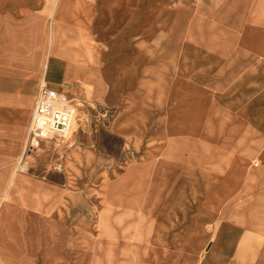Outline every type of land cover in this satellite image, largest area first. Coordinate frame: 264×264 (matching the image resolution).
Segmentation results:
<instances>
[{
    "label": "crops",
    "instance_id": "obj_1",
    "mask_svg": "<svg viewBox=\"0 0 264 264\" xmlns=\"http://www.w3.org/2000/svg\"><path fill=\"white\" fill-rule=\"evenodd\" d=\"M150 3L0 0V264H26L30 218L54 215L47 183L16 170L43 82L82 100L113 90L116 135L168 140L160 198L126 211L146 220L148 263L264 264V0H226L205 30L181 8L161 39L140 17Z\"/></svg>",
    "mask_w": 264,
    "mask_h": 264
},
{
    "label": "rangeland",
    "instance_id": "obj_2",
    "mask_svg": "<svg viewBox=\"0 0 264 264\" xmlns=\"http://www.w3.org/2000/svg\"><path fill=\"white\" fill-rule=\"evenodd\" d=\"M151 1L148 9L140 10V17L152 19L155 38L161 39L165 22L177 18L181 8L196 7L205 30L226 0ZM205 63H210V57L204 54ZM111 93L113 90H85L86 100L77 99L86 111L77 116L79 123L69 140L60 146V142L38 145L28 157L26 173L51 189V198L42 201V210L52 209L54 215L52 219L47 214L30 218L35 229L29 233L32 255L26 264H153L148 263L152 257L144 249L146 220L135 229V219L126 211L133 198L143 204L147 193L160 198L157 194L166 187L163 178L169 176L171 146L164 137L147 135L127 141L116 135ZM76 148L84 153L85 163L69 171L66 160ZM60 199L67 200L68 206L60 207ZM72 199H79L88 211H81Z\"/></svg>",
    "mask_w": 264,
    "mask_h": 264
},
{
    "label": "built area",
    "instance_id": "obj_3",
    "mask_svg": "<svg viewBox=\"0 0 264 264\" xmlns=\"http://www.w3.org/2000/svg\"><path fill=\"white\" fill-rule=\"evenodd\" d=\"M78 99L66 91L50 87L43 82L31 117L25 147L17 161L16 170L25 171L28 157L44 143L67 142L69 131L81 108Z\"/></svg>",
    "mask_w": 264,
    "mask_h": 264
},
{
    "label": "bare ground",
    "instance_id": "obj_4",
    "mask_svg": "<svg viewBox=\"0 0 264 264\" xmlns=\"http://www.w3.org/2000/svg\"><path fill=\"white\" fill-rule=\"evenodd\" d=\"M80 106H82V107L80 108V110H79V112H78V115H79L80 113H83V112L86 111V110H85V109H86V106H85L84 103L80 102ZM78 123H79V122H78ZM78 123L76 122V120L74 121V123H73V125H72V127H71V129H70V131H69V135H70L71 131L73 130V127H74L75 125H77Z\"/></svg>",
    "mask_w": 264,
    "mask_h": 264
}]
</instances>
